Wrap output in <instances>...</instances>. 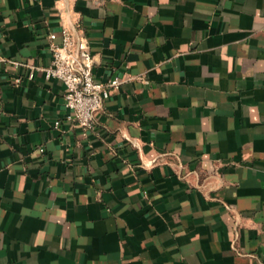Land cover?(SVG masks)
<instances>
[{
  "label": "crops",
  "instance_id": "crops-1",
  "mask_svg": "<svg viewBox=\"0 0 264 264\" xmlns=\"http://www.w3.org/2000/svg\"><path fill=\"white\" fill-rule=\"evenodd\" d=\"M63 28L121 80L90 130L1 60ZM0 264H264V0H0Z\"/></svg>",
  "mask_w": 264,
  "mask_h": 264
},
{
  "label": "built area",
  "instance_id": "built-area-1",
  "mask_svg": "<svg viewBox=\"0 0 264 264\" xmlns=\"http://www.w3.org/2000/svg\"><path fill=\"white\" fill-rule=\"evenodd\" d=\"M57 34L50 32L48 49L51 53L49 64L38 66L25 61L5 60L13 67H23L25 79L33 80L36 72H42L46 79L54 78L64 85V103L69 109L66 121L90 130L94 127L95 114L102 109L110 92L121 84L119 78H111L105 82L97 80L92 73L93 57L89 51L87 40L77 30L63 28L60 42ZM21 76H14L11 82L18 85ZM59 121L54 122L57 128Z\"/></svg>",
  "mask_w": 264,
  "mask_h": 264
}]
</instances>
